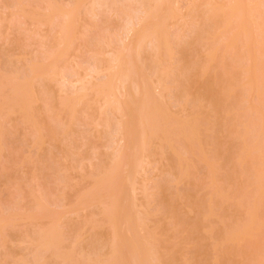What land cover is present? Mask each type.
<instances>
[{
	"label": "rangeland",
	"instance_id": "374dc122",
	"mask_svg": "<svg viewBox=\"0 0 264 264\" xmlns=\"http://www.w3.org/2000/svg\"><path fill=\"white\" fill-rule=\"evenodd\" d=\"M0 264H264V0H0Z\"/></svg>",
	"mask_w": 264,
	"mask_h": 264
}]
</instances>
